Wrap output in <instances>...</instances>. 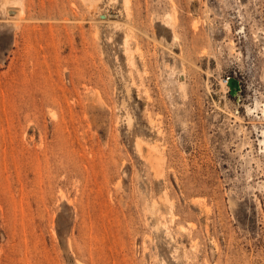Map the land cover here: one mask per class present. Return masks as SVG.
<instances>
[{
	"label": "rangeland",
	"instance_id": "1",
	"mask_svg": "<svg viewBox=\"0 0 264 264\" xmlns=\"http://www.w3.org/2000/svg\"><path fill=\"white\" fill-rule=\"evenodd\" d=\"M8 1L0 264H264V0Z\"/></svg>",
	"mask_w": 264,
	"mask_h": 264
},
{
	"label": "water",
	"instance_id": "2",
	"mask_svg": "<svg viewBox=\"0 0 264 264\" xmlns=\"http://www.w3.org/2000/svg\"><path fill=\"white\" fill-rule=\"evenodd\" d=\"M103 19L104 16H101ZM226 85L228 87V93L231 97H235L240 92V84L239 81L234 78H228L226 81Z\"/></svg>",
	"mask_w": 264,
	"mask_h": 264
},
{
	"label": "bare ground",
	"instance_id": "3",
	"mask_svg": "<svg viewBox=\"0 0 264 264\" xmlns=\"http://www.w3.org/2000/svg\"><path fill=\"white\" fill-rule=\"evenodd\" d=\"M10 1H16V0H9V1H8V5H7V7H8V6H11V4H10L11 2H10ZM93 1H94V0H92V2H93ZM16 2H17V1H16ZM89 2H90V1H89ZM5 3H6V1H5ZM125 3H126V2H125ZM92 4H93V3H92ZM4 5H5V4H4ZM2 6H3V5H2ZM14 6H15V5H14ZM17 6H19V5H17ZM5 7H6V6H4V8H5ZM11 7H12V6H11ZM15 7H16V6H15ZM6 9H7V8H6ZM263 101H264V100H263ZM128 121H130V119H128Z\"/></svg>",
	"mask_w": 264,
	"mask_h": 264
},
{
	"label": "built area",
	"instance_id": "4",
	"mask_svg": "<svg viewBox=\"0 0 264 264\" xmlns=\"http://www.w3.org/2000/svg\"><path fill=\"white\" fill-rule=\"evenodd\" d=\"M226 82V81H225Z\"/></svg>",
	"mask_w": 264,
	"mask_h": 264
}]
</instances>
